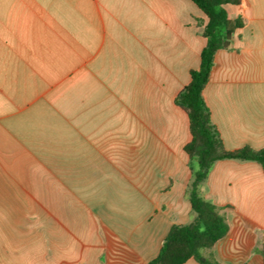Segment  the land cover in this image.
<instances>
[{
  "label": "crops",
  "instance_id": "1",
  "mask_svg": "<svg viewBox=\"0 0 264 264\" xmlns=\"http://www.w3.org/2000/svg\"><path fill=\"white\" fill-rule=\"evenodd\" d=\"M203 91L224 146L264 149V0ZM192 0H0V264H149L192 222L175 103L200 66ZM228 234L205 257L264 264V168L217 161L200 187ZM185 264H199L195 259Z\"/></svg>",
  "mask_w": 264,
  "mask_h": 264
},
{
  "label": "trees",
  "instance_id": "2",
  "mask_svg": "<svg viewBox=\"0 0 264 264\" xmlns=\"http://www.w3.org/2000/svg\"><path fill=\"white\" fill-rule=\"evenodd\" d=\"M192 1L207 17L202 33L206 45L201 51L199 68L191 70L190 82L177 95L175 103L189 119L191 140L184 151L192 171L187 195L194 219L188 224L174 225L158 256L149 264H185L190 259L199 264H219L213 257H205L203 252L212 249L228 234L229 224L223 208L207 200L200 187L217 161L256 162L264 168V149L255 150L249 146L233 151L226 149L203 97L217 53L230 49L235 32L243 26L241 18H229L225 7L239 5L241 0ZM257 251L264 260V244Z\"/></svg>",
  "mask_w": 264,
  "mask_h": 264
}]
</instances>
